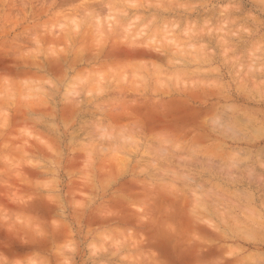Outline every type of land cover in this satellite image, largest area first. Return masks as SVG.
Returning <instances> with one entry per match:
<instances>
[{
    "label": "rangeland",
    "instance_id": "374dc122",
    "mask_svg": "<svg viewBox=\"0 0 264 264\" xmlns=\"http://www.w3.org/2000/svg\"><path fill=\"white\" fill-rule=\"evenodd\" d=\"M0 264H264V0H0Z\"/></svg>",
    "mask_w": 264,
    "mask_h": 264
}]
</instances>
